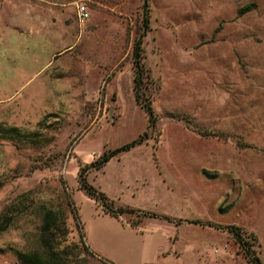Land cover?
<instances>
[{
    "label": "rangeland",
    "instance_id": "1",
    "mask_svg": "<svg viewBox=\"0 0 264 264\" xmlns=\"http://www.w3.org/2000/svg\"><path fill=\"white\" fill-rule=\"evenodd\" d=\"M144 1L0 0V264L43 252L44 209L66 224L65 264H247L228 226L264 264V0ZM144 19L153 128L133 90ZM137 140L86 175L136 212L112 222L78 173Z\"/></svg>",
    "mask_w": 264,
    "mask_h": 264
},
{
    "label": "trees",
    "instance_id": "2",
    "mask_svg": "<svg viewBox=\"0 0 264 264\" xmlns=\"http://www.w3.org/2000/svg\"><path fill=\"white\" fill-rule=\"evenodd\" d=\"M147 2L146 0L144 1ZM250 7H246L244 10H248ZM143 30L142 34L140 35L139 39H137L133 44L132 49V68H133V90L135 94V101L140 106V108L144 111L147 115L148 120V127L153 128L156 125V118L154 116V111L152 106L146 99L144 98V94L142 92V84L144 79V72L141 65V58H142V38L144 37L145 32L149 28V21L147 19L143 20ZM142 144V140H137L130 142L122 147L110 151L108 153H104L101 158L93 162L88 166H84L80 168L78 173L79 176V188L83 190L91 199H93L98 206L101 208V211L106 214L110 215L114 218H120L123 214H135L136 212L131 209H124V208H114L112 201H110L103 193L98 192L94 189L91 185L87 183L86 175L89 170L99 171L101 170L112 158L117 157L123 152H127L139 145ZM144 214V213H142ZM164 220H170L168 217H164ZM141 223L140 218H136L130 222V226L134 229H137L139 224ZM5 226H0V230H5ZM202 226H208L215 229H222L219 225H213L210 223H196ZM66 224L64 221L60 220V217L57 213L51 210L44 209L43 212V219H42V226L40 232V238L42 242V251L43 252H33V253H16V258L20 264H65L62 262V259L59 257L58 253V245L56 242V234L58 231H63L62 237L66 236ZM227 231L232 234L234 237V241L238 246L239 250L242 252L243 257L245 258L247 264H263L260 259L255 255L254 250L252 249L253 244L245 239L240 234V229L234 226L226 227ZM56 244V246L54 245ZM107 262V261H106ZM107 264H112L107 262Z\"/></svg>",
    "mask_w": 264,
    "mask_h": 264
},
{
    "label": "crops",
    "instance_id": "3",
    "mask_svg": "<svg viewBox=\"0 0 264 264\" xmlns=\"http://www.w3.org/2000/svg\"><path fill=\"white\" fill-rule=\"evenodd\" d=\"M1 4H4L3 2H0ZM41 3V5H42V2H40ZM37 5V10H36V13H37V15L38 16H40V23L39 22H37L35 25H36V27H34V26H32L31 27V30L32 31H35V30H38V32H40V34L41 33H43V31H44V6L42 5ZM31 10H32V12H34L35 11V8L34 9H29L28 11H26V13L25 14H27L28 15V18L30 17L29 15H30V13H31ZM89 11V10H88ZM5 12V11H4ZM3 12V13H4ZM75 13H76V17H77V12H76V6H75ZM89 14H90V12H89ZM20 15L21 14H17V15H15V14H13V16L14 17H18V21L19 22H17V23H15V24H20L21 23V17H20ZM0 17H1V19H0V26H2V28L4 27L3 26V24H4V22H3V20H4V17H3V14H1L0 15ZM91 17V16H90ZM78 19V18H77ZM90 19V18H89ZM16 20V19H15ZM15 22V21H14ZM27 24V23H26ZM1 28V27H0ZM1 34H3V33H1ZM104 215V214H103ZM104 216H107L108 218H111V220H114V221H112V222H118V219L119 218H114V217H112V216H110V215H104ZM126 226H127V229H129V230H131V231H133L134 233H135V236H138V238H140V237H142L143 239H146V236L147 235H150V233L149 232H147V233H145V232H142V231H138L137 229H134V228H132L130 225H127L126 224ZM121 229H124V227H120Z\"/></svg>",
    "mask_w": 264,
    "mask_h": 264
},
{
    "label": "built area",
    "instance_id": "4",
    "mask_svg": "<svg viewBox=\"0 0 264 264\" xmlns=\"http://www.w3.org/2000/svg\"><path fill=\"white\" fill-rule=\"evenodd\" d=\"M77 18L80 23H84L89 20L90 14L85 5H76Z\"/></svg>",
    "mask_w": 264,
    "mask_h": 264
}]
</instances>
